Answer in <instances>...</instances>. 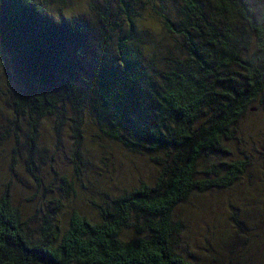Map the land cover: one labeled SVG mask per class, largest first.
<instances>
[{
  "label": "trees",
  "instance_id": "16d2710c",
  "mask_svg": "<svg viewBox=\"0 0 264 264\" xmlns=\"http://www.w3.org/2000/svg\"><path fill=\"white\" fill-rule=\"evenodd\" d=\"M0 63L2 163L40 198L23 217L0 190V264H198L181 209L257 166L232 150L264 95V0H0ZM112 146L151 173L113 189Z\"/></svg>",
  "mask_w": 264,
  "mask_h": 264
},
{
  "label": "rangeland",
  "instance_id": "374dc122",
  "mask_svg": "<svg viewBox=\"0 0 264 264\" xmlns=\"http://www.w3.org/2000/svg\"><path fill=\"white\" fill-rule=\"evenodd\" d=\"M84 1L79 0V4H83ZM149 26L152 28V33L157 32L159 28L157 24ZM1 69L0 63V91H5ZM251 108L242 116L238 124V134L242 143L232 150L234 156L241 158H243L244 150L246 155L257 162L256 168L251 171L250 180H247L244 185L240 182L227 190L196 195L180 211L187 228V231L183 233V248L191 253L193 259L195 257L194 261L198 264H216L217 262L264 264V95L262 101L256 100ZM48 131L52 133L51 124H48ZM62 131L64 132V127ZM86 143L88 149L86 155L88 158H96L97 148L90 142ZM50 146L57 151L53 145ZM110 151L111 157L106 160V164L99 163L97 171L104 172L105 175H108L106 171L115 173V177L109 183L99 177L113 189L120 185L133 184L141 176L146 177L151 173L148 163L145 165L140 157H135L115 146H112ZM5 154H11V146L5 145L3 140L0 141V190L4 189L5 183L10 181L12 192L21 202L23 217H28L39 206L36 200L40 198L34 195L35 179L26 170L20 168H14L15 173L9 171L10 175H7L6 162L2 163L5 160ZM54 160L59 166L65 165L61 158ZM101 185V183L97 185L94 181L92 187L95 195V188L97 190ZM93 195L87 191L77 204L78 208H82L88 216L94 215L89 203ZM30 224L33 223L30 222Z\"/></svg>",
  "mask_w": 264,
  "mask_h": 264
}]
</instances>
